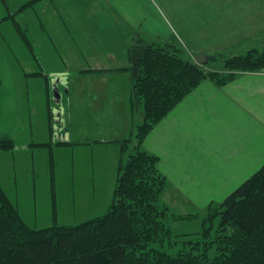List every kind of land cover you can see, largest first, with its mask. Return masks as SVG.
<instances>
[{
	"label": "rangeland",
	"instance_id": "rangeland-1",
	"mask_svg": "<svg viewBox=\"0 0 264 264\" xmlns=\"http://www.w3.org/2000/svg\"><path fill=\"white\" fill-rule=\"evenodd\" d=\"M158 1L170 18L181 16L173 0ZM209 3L214 6L218 0ZM102 4L0 0V139L10 137L14 143L11 150L0 149V184L33 229L76 225L104 215L114 203L121 164L140 149L137 135L143 115L132 104L130 76L111 73L116 66L99 65L111 64L107 50L115 52L119 65L129 61L124 35ZM243 6L260 26L258 33L226 37L221 28L211 29V40L239 42L203 45L216 58L205 68L230 73L232 66L250 67L252 60L264 58V0L244 1ZM9 16L15 23L6 19ZM241 33L250 35L246 28ZM178 46L192 58L199 53ZM257 67L264 71V61ZM55 83L59 105L54 102ZM238 187L206 190L216 191L219 199L227 194L223 202ZM170 189L177 195V188ZM166 201L171 202L168 194L159 205L170 208L164 223L171 232L163 234L161 229L153 247L197 255L208 236L205 227L210 228L209 240L217 237L220 218L210 220L209 204Z\"/></svg>",
	"mask_w": 264,
	"mask_h": 264
},
{
	"label": "trees",
	"instance_id": "trees-1",
	"mask_svg": "<svg viewBox=\"0 0 264 264\" xmlns=\"http://www.w3.org/2000/svg\"><path fill=\"white\" fill-rule=\"evenodd\" d=\"M6 19L14 21L11 16ZM15 26L19 30L20 25ZM124 38L128 64L110 71L130 76L132 104L143 115L139 146L202 82L227 83L238 73L260 71L257 66L264 61L216 73L196 63L176 43L150 40L133 29ZM13 148L10 137L0 139L1 150ZM166 186L160 158L139 149L119 168L108 212L76 225L37 230L22 219L0 184V264H264V167L224 202L210 205V220L220 218L217 237L209 240L210 228L205 227L208 238L197 255L169 254L152 245L161 229L163 234L171 232L164 223L170 210L159 205Z\"/></svg>",
	"mask_w": 264,
	"mask_h": 264
},
{
	"label": "crops",
	"instance_id": "crops-1",
	"mask_svg": "<svg viewBox=\"0 0 264 264\" xmlns=\"http://www.w3.org/2000/svg\"><path fill=\"white\" fill-rule=\"evenodd\" d=\"M189 1L173 0L181 13L177 21L158 0H102V5L121 35L137 30L150 40L187 45L209 58L203 45L232 44L239 40H226L227 36H253L260 29L253 15L246 14L243 2L248 0H233L234 6L227 0L214 6L209 0ZM216 28L224 31L222 41L211 40V29ZM243 28L250 35L242 34ZM91 53L99 59L92 47ZM106 56L111 64L98 60L99 65H127L116 62L113 50ZM140 149L160 158V170L167 178L162 196L168 194L171 201L167 203L209 204L208 208L219 204L227 194L219 199L216 191L206 189L238 187L264 167V71L241 72L224 84L202 82L154 128ZM170 186L177 188V195Z\"/></svg>",
	"mask_w": 264,
	"mask_h": 264
},
{
	"label": "water",
	"instance_id": "water-1",
	"mask_svg": "<svg viewBox=\"0 0 264 264\" xmlns=\"http://www.w3.org/2000/svg\"><path fill=\"white\" fill-rule=\"evenodd\" d=\"M211 58H209L206 54H198V55L195 56L194 60L198 64L205 65L211 60ZM57 80H56V82H57ZM54 86H55L54 87V102L56 101L55 103L57 105H59L60 95H59V92H58V87L56 86V83H55Z\"/></svg>",
	"mask_w": 264,
	"mask_h": 264
}]
</instances>
